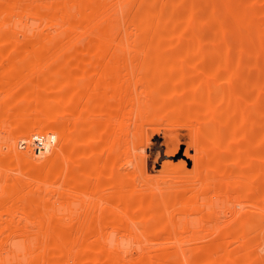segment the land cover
Returning a JSON list of instances; mask_svg holds the SVG:
<instances>
[{
	"label": "rangeland",
	"instance_id": "1",
	"mask_svg": "<svg viewBox=\"0 0 264 264\" xmlns=\"http://www.w3.org/2000/svg\"><path fill=\"white\" fill-rule=\"evenodd\" d=\"M250 2L255 22L240 23L236 9ZM263 7L264 0H0V264H92L78 256L91 245L100 250L88 251L95 264H264V156L252 158L249 141H264V41L256 33ZM142 34L163 38L151 39L155 48ZM99 36L111 37L101 57L92 53ZM51 97L63 112L44 115L40 100ZM213 111L221 120L201 124ZM63 122L59 135L43 128ZM197 130L221 155V174L197 160ZM254 161L263 164L259 176ZM132 196L135 208L126 202ZM150 204L147 216L155 217L138 218L135 210Z\"/></svg>",
	"mask_w": 264,
	"mask_h": 264
},
{
	"label": "bare ground",
	"instance_id": "2",
	"mask_svg": "<svg viewBox=\"0 0 264 264\" xmlns=\"http://www.w3.org/2000/svg\"><path fill=\"white\" fill-rule=\"evenodd\" d=\"M241 2H242V1H241ZM255 2H256V0H255ZM243 3H248V2H244V1H243ZM234 4H235V3H234ZM237 4H239V3H237ZM253 4H254V6H255V3H254V2H253V3L250 2V5H249V6L243 4L244 6L242 5V6L239 7V8L237 7V9H236L237 20H238L240 23H243V24H251V23L255 20V17H254V14H253L254 11L252 10V9H254ZM252 7H253V8H252ZM262 9L264 10V7H263ZM233 10H234V8H233ZM251 10H252L253 12H252ZM254 10H255V9H254ZM256 10H257V9H256ZM257 11H258V10H257ZM263 12H264V11H263ZM255 14H256V13H255ZM139 17H140V16H139ZM143 17H144V16H143ZM136 20L139 21V22H138L139 26L144 25L145 23H146V25H147V22H146L145 19H144V20H140V19L137 18ZM148 20H149V19H148ZM137 21H135V22L137 23ZM149 21H150V20H149ZM149 21H148V22H149ZM254 22H255V21H254ZM138 24H136V25H138ZM148 24H149V23H148ZM141 27H143V26H141ZM103 29H104V28H103ZM137 29H138V27H137ZM156 29H157V28H156ZM143 30H144V29H143ZM138 31H139V30H138ZM58 32H59V31H58ZM256 33L258 34V36H260L261 41H262V40L264 41V39H262V34L264 35V20H263V22L261 23L260 27H257V28H256ZM259 33H262V34H259ZM60 34H61V33H60ZM108 34H109V33H108ZM108 34H107V35H108ZM144 34H145V33H144ZM155 34H156V33H155ZM157 34H158V32H157ZM58 35H59V34H58ZM139 35H141V34H139ZM142 35H143V34H142ZM99 37H100V36H99ZM99 37H97L96 39H98ZM137 37H138V36H137ZM100 38H101V39H100ZM100 38H99L98 40H99V41L101 40L102 43H96V44H94V45L92 46V53L95 54V56L98 54L99 57H101V56H102V53L105 51V50H103V49H106V48H105V44H103V42L106 41L107 39L109 40V38H111V37H108V36H102V37H100ZM141 38L148 39V41H150L152 38H156V39H158V41L160 42L161 40H159V39H162L163 36H161V35H160V36H159V35H156V36H149V35H148V36H144V35H143V36H141ZM263 38H264V37H263ZM53 39H54V38H53ZM53 39H52V40H53ZM139 40H142V39H139ZM153 40H154V39H153ZM153 40H151L152 42L150 41V44H149V45H154V42H155L156 40H154V41H153ZM49 41H50V40H49ZM94 41H95V40H94ZM146 41H147V40H146ZM173 41H174V40H173ZM47 42H48V41H47ZM50 42H51V41H50ZM143 42H144V40H143ZM36 43H37V42H36ZM40 43L42 44V42H40ZM45 43H46V42H45ZM105 43H106V42H105ZM152 43H153V44H152ZM161 43H162V42H161ZM41 44H38V43H37V45H35L34 48H33V51H34L36 54L38 53V56H39V55H43V54H40V53L44 52V51H42L43 48H44V46H43V44H42V45H41ZM143 44H144V43H143ZM145 44H146V42H145ZM158 44H159V43H158ZM262 44L264 45V43H262ZM14 45H15V44H14ZM89 45H90V44H89ZM149 45H147V46H149ZM21 46H23V45H21ZM83 46H84V44H83ZM86 46H87V45H86ZM154 46H155V48H156V45H154ZM161 46H162V45H161ZM23 47H24V46H23ZM79 47H80V46H79ZM12 48H13V47H12ZM18 48H20L19 45H18ZM74 48H75V47H74ZM147 48H148V47H147ZM20 49H21V48H20ZM75 49L78 50L77 48H75ZM82 49H83V48H82ZM120 49L122 50V49H124V47L119 48L118 50H120ZM149 49H150V48H149ZM190 49H191V48H190ZM46 50H47V49H46ZM146 50H147V49H146ZM146 50H145V52H146ZM162 50H163V49H162ZM25 51H26V50H25ZM40 51H41V52H40ZM72 51H73V50H72ZM81 51H82V50H81ZM126 51H127V50H126ZM0 52H1V51H0ZM21 52H23V50H22ZM78 52H79V51H78ZM78 52H77V54H78ZM118 52H119V53H122V54H125V55H124L125 57H126V54L129 53V52L124 53V52H125V49H124V52H123V51H121V52L118 51ZM145 52H144V50H143V53H145ZM148 52H149V51H148ZM148 52H147V53H148ZM150 52H151V51H150ZM150 52H149V53H150ZM157 52H159V51L156 50V55L158 54ZM56 53H57V52H56ZM113 53H114V52H113ZM173 53H175V52H173ZM1 54H2V53H0V55H1ZM61 54H62V53H61ZM85 54H86V52H85ZM88 54H90V53H88ZM116 54H117V53H116ZM141 54H142V53H141ZM159 54H160V53H159ZM166 54H167V52H166ZM169 54H171V53H169ZM176 54H177V53H176ZM178 54H179V53H178ZM190 54H191V53H190ZM15 55H16V54H15ZM47 55H48V54H47ZM52 55H53V54H52ZM52 55H51V56H52ZM54 55H55V54H54ZM117 55H118V54H117ZM145 55H146V54H145ZM163 55H164V53H163ZM183 55H184V54H183ZM18 56L21 57V58H22L23 56H24L25 58L27 57V56H25V55H23V54H22V55H19V54H18ZM18 56H16V57H18ZM71 56H72V55H71ZM93 56H94V55H93ZM118 56H120V55H118ZM147 56H149V55H147ZM157 56H158V55H157ZM10 57H11V56H10ZM24 57H23V58H24ZM64 57H67V56H64ZM64 57H63V58H64ZM68 57H70L69 54H68ZM75 57L78 58L77 56H75ZM75 57H74V58H75ZM145 57H146V56H145ZM152 57H153V56H152ZM159 57H160V56H159ZM163 57H164V56H163ZM184 57H185V56H184ZM253 57H254V56H253ZM21 58H13L12 60H13V61L15 60V61H14V62H16L15 65H17V63H20V64H19V66H20V65H22V63H23V62H22L23 59H21ZM74 58H73V59H74ZM76 58H75V59H76ZM88 58H89V57H88ZM88 58H87V60L89 61L90 59H88ZM97 58H98V57H97ZM160 58H161V57H160ZM83 59H84V60H83ZM85 59H86L85 57L82 58V60H83L82 62H83V63H81V64H84V63H85V62H84ZM162 59H163V58H162ZM10 60H11V59H10ZM18 60H19L20 62H19ZM76 60H78V62L80 63L79 60H81V59H80V57H79V58L76 59ZM13 61H12V62H13ZM74 61H75V60H74ZM90 61H91V60H90ZM150 61H151V60H150ZM152 61H153V58H152ZM154 61H155V60H154ZM12 62H11V64L14 63V62H13V63H12ZM33 62H34V61H32V63H33ZM92 62H93V61H92ZM148 62H149V60H148ZM156 62H157V61H156ZM24 63H25V62H24ZM69 63H70V62H69ZM71 63H72V64H71ZM71 63H70V65H72V66H73V64H74V65H75V64L78 65V64H77V61H75V62H72V61H71ZM87 63H88V62H87ZM149 63H150V62H149ZM92 64H94V63H92ZM160 64H162V63H160ZM163 64H164V62H163ZM150 65H151V64H150ZM152 65H153V64H152ZM10 66H11V65H10ZM66 66H67V65H66ZM66 66H64V67H66ZM68 66H69V65H68ZM68 66H67V67H68ZM147 66H149V65H147ZM155 66H156V65H155ZM12 67H13V66H11V68H12ZM14 67H15V66H14ZM17 67H18V66H17ZM17 67H16V69H18ZM80 67H81L82 69H84L83 67H86V65H83V66L81 65ZM105 67H106V69H104V70H106V71H105L104 73H107V72H108L107 70H111V67H112V66L110 67V65H108V66L106 65V66H104V68H105ZM173 67H174V66H173ZM19 68H21V67H19ZM54 68H57V67H54ZM68 68L71 69L70 66H69ZM153 68H154V67H153ZM66 69H67V68H66ZM73 69H74V68H73ZM82 69H80L81 71H80V73H78V74L83 73V72H82ZM86 69H87V67H86ZM18 70H19V69H18ZM57 70H59V69H57ZM74 70H75V69H74ZM87 70H88V69H87ZM90 70H91V69H90ZM156 70H158V69H156ZM84 71H85V69H84ZM19 72H20V71H19ZM62 72H63V71H62ZM71 72H72V71H71ZM87 72H90V71L88 70ZM167 72H168V71H167ZM73 73L75 74L76 72H73ZM73 73H71V75H72ZM233 73H234V72H233ZM236 73H237V72H236ZM263 73H264V72H263ZM1 74H2V73H1ZM83 75H84V73H83ZM261 76H262V75H261ZM71 78H73V77H71ZM71 78L68 79V81H67L68 84H69V83H70V84L73 83ZM66 79H67V78H66ZM66 79H65V80H66ZM259 79H260V78H259ZM39 80H40V79H39ZM65 80H64V81H65ZM100 81H102V82H101L99 85H101V86H105V87H106V86H109V85H110V86H115V87H120V86L122 85L121 82H119V81H116V82L110 81V82H108L109 80H108V81H107V80H99V81H97V83L100 82ZM259 81H260V80H259ZM40 82H41V85L43 86L44 83H43L42 81H40ZM65 82H66V81H65ZM256 82H257V81H256ZM36 83H37V82H36ZM257 83H259V82H257ZM70 84H69V85H70ZM73 85H74V84H73ZM73 85H72V86H73ZM75 85H76V84H75ZM199 85H200V84H199ZM201 85H202V84H201ZM32 86H33V85H32ZM32 86H30V87H32ZM42 86H41V87H42ZM70 86H71V85H70ZM179 86H180V85H179ZM187 86H188V85H187ZM196 86H197V83H196ZM213 86H214V85H213ZM33 87H34V86H33ZM36 87H37V86H36ZM39 87H40V86H39ZM173 87H174V86H173ZM28 88H29V87H28ZM28 88H27V89L25 88V90H28ZM179 88H180V87H179ZM33 89H35V88H31V90H33ZM37 89H39V88H37ZM43 89H44V88H43ZM174 89H175V87H174ZM189 89H190V88H189ZM203 89H204V88H203ZM207 89H208V88H207ZM214 89H215V88H214ZM21 90H22V89H21ZM23 90H24V89H23ZM29 90H30V88H29ZM208 90H209V89H208ZM33 91H34V90H33ZM33 91H32V93H36V94H37V92H33ZM169 91L171 92V90H169ZM169 91H168V92H169ZM195 91H196V90H194V93H195ZM23 92H24V91H23ZM23 92H21V93H23ZM26 92H27V91H25L24 93L27 94ZM168 92H167V94H170V93H168ZM176 92H177V91H176ZM207 93H208V92H207ZM214 93H215V92H214ZM19 94H20V93H19ZM41 94H42V93H41ZM187 94H188V93H187ZM196 94H197V93H196ZM204 94H205V92H204ZM54 95H56L55 92H54ZM54 95H53V96H54ZM58 95H59V94L57 93L56 97H57ZM172 95H173V94H172ZM191 95H192V93H191ZM193 95H194V94H193ZM197 95H198V94H197ZM221 95H222V94H221ZM39 96H40V95H39ZM39 96H38V98L41 99V97H39ZM50 96H52V95H50ZM60 96H61V97H60ZM198 96H199V95H198ZM200 96H202L201 98H203V94L200 95ZM213 96H214V95H213ZM56 97H55V98H54V97H51V98L49 99L48 102L46 101L47 98H46V99L44 98V100H40V102H44V104L41 105L42 107L40 106V108H39L38 111H40V112L43 113V114H44V113H45V114H48L49 112H54V114H58L59 112H63V109H61L62 107H60V109H57V110H56V104H55V102H56V101H55ZM76 97H77V96H73V94H70V95H68L66 101H67L68 103L72 104V103L75 101ZM192 97H195V96H192ZM215 97H216V96H215ZM222 97H223V96H222ZM57 98H58V101H59V98L63 99L62 95H59ZM186 98H187V96H186ZM223 98H224V97H223ZM188 99H189V97H188ZM192 99H193V98H192ZM204 99H205V96H204L203 100H204ZM206 99H207V98H206ZM50 100H51V101H50ZM63 100H64V99H63ZM102 100H103V99H101L99 102H101V103L104 104L105 101L102 102ZM189 100H190V99H189ZM193 100H195V99H193ZM201 100H202V99H201ZM220 100H221V99H220ZM255 100H256V99H255ZM19 101H20V100H19ZM25 101H26V100H25ZM30 101H31V100H30ZM45 101H46V102H45ZM61 101H62V100H61ZM170 101H171V100H170ZM177 101H179V100H177ZM190 101H191V100H190ZM207 101H208V99H207ZM256 101H258V100H256ZM4 102H5V101H4ZM20 102H21V101H20ZM20 102H19V103H20ZM180 102H181V100H180ZM180 102H179V103H180ZM197 102H198V101H197ZM203 102H204V101H203ZM205 102H206V101H205ZM259 102H260V100H259ZM6 103H8V102H6ZM61 103H62V102H61ZM101 103H99V105H100ZM168 103H169V102H168ZM168 103H167V105H169ZM171 103H172V102H171ZM176 103H178V102H176ZM262 103H263V101H262ZM4 104H5V103H4ZM8 104H9V103H8ZM8 104H7V106H8ZM30 104H31V107H33L32 102H31ZM57 104H58V102H57ZM188 104H189V103H188ZM202 104H203V103H202ZM208 104H209V103H208ZM215 104H216V103H215ZM215 104H214V105H215ZM234 104H235V103H234ZM165 105H166V104H165ZM171 105H173V104H171ZM209 105H210V104H209ZM219 105H220V104H219ZM14 106H15V105H14ZM22 106H23V105H22ZM22 106H21V107H22ZM162 106H163V105H162ZM176 106H177V104H176ZM185 106H186V105H185ZM188 106H189V105H188ZM190 106H191V105H190ZM193 106H194V105H193ZM203 106H205V105H203ZM206 106H207V105H206ZM210 106H211V105H210ZM231 106H233V105H231ZM24 107H25V106H24ZM69 107H70V106H69ZM69 107H68V108H69ZM102 107H104V106H102ZM168 107H169V106H168ZM170 107H171V106H170ZM174 107H175V105H174ZM186 107H187V106H186ZM207 107H208V106H207ZM2 108H3V107H2ZM16 108H17V107H16ZM16 108H15V109H16ZM22 108H23V107H22ZM28 108H29V110H30V109L33 110V108H30L29 106H27L26 111H27L28 113H31L30 111H28ZM34 108L36 109L37 107L35 106ZM165 108H167V107H165ZM179 108H180V107H179ZM188 108H189V107H188ZM195 108H196V106H195ZM195 108H194V109H195ZM197 108L200 109V107H197ZM203 108H204V107H203ZM208 108H209V107H208ZM211 108L213 109L212 106H211ZM214 108H216V107H214ZM261 108H263V107H261ZM20 109H21V108H20ZM190 109H192V108L190 107ZM201 109H202V108H201ZM217 109H218V108H217ZM243 109H244V108H243ZM259 109H260V108H259ZM259 109H258V110H259ZM23 110H24V108H23ZM59 110H61V111H59ZM100 110H101V109H100ZM102 110H104V109H102ZM177 110H178V109H177ZM180 110H181V109H180ZM188 110H189V109H188ZM203 110H205L204 112H206V110H207L206 107H205V109H203ZM203 110H202V112H203ZM213 110H214V109H213ZM215 110H216V109H215ZM224 110H225V112H226V109H224ZM228 110H229V109H228ZM231 110H232V112H230V114H229V112H228L229 115H232L233 113H235V112H234V111H235V108H232ZM57 111H58V112H57ZM104 111H106V110H104ZM172 111H173V110H172ZM182 111H183V110H181V111H179V112L182 113ZM207 111H211V110L208 109ZM11 112H12V111H11ZM27 112L24 113V114H22V120H24L25 118L27 119V117H28V113H27ZM32 112H33V114H32V113L29 114V115L31 116V118H33L32 116L34 115V118L31 119V120H35L34 122H37L36 119L39 120V119H38V116H39L40 114H39V112H34V111H32ZM100 112H101V111H100ZM173 112H174V111H173ZM177 112H178V111H177ZM185 112H186V111H185ZM185 112H184V113H185ZM202 112H200V113H202ZM219 112H220V111H213V112H210V113H209V116L206 115V117H207V116H208V117H207L205 120H202V123H201V124H203V125H206V124H208V125H209V124H213L212 122H214V121L220 119V113H219ZM243 112H244V111H243ZM13 113H14V112H13ZM98 113H99V111H98ZM174 113H176V112H174ZM181 113H179V114H181ZM184 113H183V114H184ZM189 113H190V111H189ZM191 113H192V112H191ZM236 113H237V112H236ZM17 114H18V113H17ZM45 114H44V115H45ZM52 114H53V113H52ZM104 114L108 115V113H106V112H105ZM177 114H178V113H176V115H177ZM183 114H182V115H183ZM185 114H187V113H185ZM194 114H195V113H194ZM203 114H206V113H203ZM100 115H101V114H100ZM190 115H192V114H190ZM196 115H197V114H196ZM103 116H104V115H103ZM186 116H187V115H186ZM202 116H203V115H202ZM202 116H201V117H202ZM241 116H242V115H241ZM244 116H245V115H244ZM39 117H40V116H39ZM177 117H181V116L177 115ZM228 117H229V116H228ZM13 118H14V117H13ZM15 118H16V117H15ZM103 118H104V117H103ZM237 118H238V117H237ZM240 118H242V117H240ZM42 119H43V118H42ZM80 119H81V118H80ZM105 119H106V118H105ZM186 119H187V118H186ZM227 119H228V118H227ZM231 119H232V118H231ZM243 119H244V118H243ZM29 120H30V117H29ZM31 120H30V122H31ZM220 120H221V119H220ZM106 121H108V120H106ZM224 121H225V120H224ZM230 121H231V120H230ZM237 121H238V120H237ZM239 121H240V120H239ZM244 121H245V120H244ZM34 122H32V123H34ZM39 122H41V121H39ZM235 122H236L235 120H234V122H233V120L231 121V123H233V124H235ZM64 123H65V122H63V123H58V124L63 125ZM102 123H103V122H102ZM220 123H221V121H220ZM54 124H57V123H54ZM54 124H51V125H50V124H47V125H45L43 128H45L46 130H47V129H48V130H52V131L54 132V134H58V135H59V133H62L63 130L65 129V128H64V125L61 126V127H58L59 125L56 126V125H54ZM68 124H69V123H68ZM103 124H104V123H103ZM214 124H215V123H214ZM238 124H239V123H236V124H235L236 127L239 126ZM11 125H13V124H11ZM35 125H37V124H35ZM70 125H72V123H70ZM217 125H218V124H217ZM220 125H224V124H220ZM255 125H256V123H255ZM257 125H258V124H257ZM67 126H69V125H67ZM201 126H202V125H201ZM227 126H228V125H227ZM97 127H98V126H97ZM228 127L231 128L230 125H229ZM232 127H234V126H232ZM101 128L103 129L104 126H102ZM205 128H206V127H205ZM216 128H217V127H216ZM256 128H258V127H256ZM45 129H44V130H45ZM69 129H70V128H69ZM228 129H229V128H228ZM231 129H232V128H231ZM234 129H235V128H233V130H234ZM21 130H22V129H21ZM48 130H47V131H48ZM98 130H101V129H98ZM106 130H107V129H105V130H101L100 132H102V131L105 132ZM203 130H204V129H203ZM52 131H51V132H52ZM210 131L213 132V130H210ZM229 131H230V130H229ZM240 131H241V130H240ZM21 132H22V131H21ZM223 132H224V131H223ZM47 133H48V132H47ZM200 133H201V132H200L199 130H197V132L195 133V136L192 137V141H193V139H194V141H195V143H194V141H193L194 146H197V145L199 144V146H197V147L194 148V149H195V155H196V157H197V160H199V161L201 162V164L204 162V163H205V164H203L204 166L207 165L206 162H205V160H206V161H207V160H210V161H209L210 163L208 164L207 167L209 168V166H210V168H209L210 170H216V171L218 170V171H219V170H220V165H221V164H220L221 162H219V161H221V159L218 160V158H220V157H217L216 155H219V156H221V155H220V154H216V153H215L216 155H215V154H212V150H211L209 144H207L209 141H207V143H204L205 141H204V142H200V139L198 138V136H199ZM229 133L232 134L233 132L231 131V132H229ZM229 133H228V134H229ZM237 133H238V132H237ZM239 133H240V132H239ZM197 134H198V135H197ZM205 134H207V133H205ZM210 134H211V132H210ZM213 134H214V133H213ZM218 134H219V133H218ZM234 134H235V133H234ZM232 135H233V134H232ZM236 135H237V134H236ZM60 136H61V135H60ZM60 136H59L58 138H60ZM207 136H208V135H207ZM207 136H206V137H207ZM209 136H210V135H209ZM218 136H219V135H218ZM229 136H230V135H229ZM212 137H213V136H212ZM233 137H234V136H233ZM233 137H232V138H233ZM235 137L237 138L238 136H235ZM196 138H197V139H196ZM215 138H216V137H215ZM219 138H220V137H219ZM223 138H224V137H223ZM198 139H199V140H198ZM207 139H208V138H207ZM253 139H254V138H253ZM232 140H233V139H232ZM259 140H262V139L259 138ZM259 140L257 141V140H251V139H249V141L253 142V144L255 145V146H254V145L251 143V145L254 146L253 149H255V150H253V149H252L253 151L251 150V152H253V155H252V153H251L250 156H251V157L254 156V157H252V158H254V159H255V157H257L258 159H261V156H264V155H260V156H259V154L262 153V152H259V149H263V146H262V143H261V142H264V141H259ZM210 141H211V143H212L213 138L210 137ZM222 141H224V140H222ZM249 141H248V142H249ZM224 142H225V141H224ZM234 142H235V141H234ZM209 143H210V142H209ZM217 143H218V142H217ZM226 143L228 144V142H225V144H226ZM244 143H245V142H244ZM244 143H243V144H244ZM214 144H215V141H214ZM223 144H224V143H223ZM240 144H241V143H239V146H240V147H237V148H241V149H242V147H241ZM14 145H15V144H14ZM229 145H230V143H229ZM236 145H238V143L235 144V147H236ZM245 145H246V144H245ZM245 145H244V146H245ZM217 146H218V145H215V147H217ZM225 146H226V145H225ZM230 146H231V145H230ZM244 146H243V147H244ZM226 147H227V146H226ZM260 147H262V148H260ZM12 148H14V147H11V149H12ZM221 148H222V147H221ZM223 148H225V147H223ZM223 148H222V149H223ZM228 148H230V147H228ZM228 148H227V150H230V149H228ZM231 148H232V147H231ZM237 148H236V150H237ZM244 148H245V147H244ZM62 149H63V148H61V150H62ZM219 149H220V148H219ZM225 149H226V148H225ZM13 150H16V148L13 149ZM220 150H221V149H220ZM220 150H218V151H220ZM236 150H235V151H236ZM238 150H239V149H238ZM209 151L211 152L212 155H209V154H208V153H210ZM221 151H222V150H221ZM245 151H246V149H244V152H245ZM213 152H215V151H213ZM230 152H231V150H230ZM238 152H240V151H238ZM56 153H58V150L56 151ZM59 154H60L59 157H61V156L63 155L62 153H59ZM221 154H222V153H221ZM228 154H229V153H228ZM231 154H232V152H231ZM237 154H238V153H237ZM237 154H235V156H236ZM262 154H263V153H262ZM222 155H223V154H222ZM224 155H225V154H224ZM14 156H15V155H14ZM230 156H231V155H230ZM246 156H247V154H246ZM246 156H245V157H246ZM250 156H248V157L245 159V160H246V163H248V160H247V159H248ZM226 157H229V156L226 155ZM238 157H241V156H238ZM61 158H62V157H61ZM51 159H52V160H50L51 162H50V163L48 162L49 165H50L51 167L54 166V167L57 168V165H58L59 163L57 164V162L55 161V160H56L55 158H51ZM54 159H55V160H54ZM232 159H233V160H232ZM236 159H239V158H236ZM236 159H235L234 157H232V158H230V161H232V162L234 161V162H235ZM258 159H257V161H258ZM61 160H63V159H61ZM222 160H223V159H222ZM223 161H225V160H223ZM227 161H228V160H227ZM242 161H243V160H242ZM257 161H254V162H256L255 165H253L254 162H252V166H253V168H252V173H253L254 176H259L258 173H261V174H262V172H260V169H261L263 166H262L261 168H259V166H260V165H263V164H260V163L257 164ZM261 161L264 162V158H263V157H262ZM244 162H245V161H244ZM48 163H47V164H48ZM240 163L243 164L242 162L239 161V164H240ZM246 163H245V165H246ZM62 164H63V163H62ZM218 164H219V165H218ZM59 165H61V164H59ZM61 166H62V168H61L60 166H59V169L57 168L59 171L63 170V166H65V165L63 164V165H61ZM218 167H219V168H218ZM231 167H232V166H231ZM250 167H251V165H250ZM215 168H218V169H215ZM236 168H237V167H236ZM47 169H50V168H47ZM52 170H53V169H52ZM218 171H217V172H218ZM262 171H264V170H262ZM54 172H55V170H54ZM56 172H57V171H56ZM61 172H62V171H61ZM61 172H58V174H56V176L58 177V175H61V174L64 175V173H63V172L61 173ZM220 172H221V171H220ZM220 172H218V173H220ZM229 172H230V171H229ZM234 172H235V170H234ZM234 172H233V174H234ZM238 172H239V171H238ZM52 173H53V172H52ZM59 173H60V174H59ZM105 173H106V172H105ZM236 173H237V172H236ZM103 174H104V173H103ZM220 174H221V173H220ZM54 175H55V174H54ZM54 175H53V176H54ZM104 175H105V174H104ZM225 175H228V173L225 174ZM262 176H263V175H262ZM227 177H229V175H228ZM239 177H240V176H239ZM260 177H261V176H260ZM221 178H222V177H221ZM258 178H259V177H258ZM228 179H230V178H228ZM260 179H261V178H260ZM105 180H106V179H105ZM145 180H147V179H145ZM158 180H159V179H158ZM160 180L162 181V179H160ZM232 180H233V179H232ZM257 180H258V179H257ZM149 181H150V179H149ZM156 181H157V180H156ZM165 181H166V180H165ZM227 181H228V180H227ZM229 181H230V180H229ZM157 182H158V181H157ZM210 183H211V182H210ZM231 183H232V182H231ZM233 183L238 184L239 181H237V182L234 181ZM258 183H259V182H258ZM109 184H110V183H109ZM111 184H112V183H111ZM160 184H161V182H160ZM228 184H229V183H228ZM261 184H262V183H261ZM149 185H150V183H149ZM255 185H258V184H255ZM263 185H264V184H263ZM263 185H262V186H263ZM217 193H218V192H217ZM220 193H221V192H220ZM263 193H264V192H262V194H263ZM241 194H242V193H241ZM243 194H244V193H243ZM243 194H242V195H243ZM155 195H156V194H155ZM221 195H222V194H221ZM256 195L258 196V194H256ZM260 195H261V194H260ZM222 196H225V195H222ZM133 197H134V196L131 197L132 199L130 198V201H126V202H127V204H130V206H133V207H134V205H132V204H133L134 199H136V198H135V197L133 198ZM261 197H262V196H261ZM121 198H122V197H121ZM127 198H129V197H127ZM222 198H223V197H222ZM263 198H264V197H263ZM254 199L256 200L255 197H254ZM136 200H137V199H136ZM187 201L189 202V201H192V200H189V199H188ZM187 201H186V202H187ZM137 202H138V201H137ZM137 202H134V204H136ZM261 202H262V201H261ZM150 203H151V202H150ZM251 203H252V202H251ZM137 204L140 205L139 203H137ZM146 204H147V203H146ZM146 204H145V205H146ZM178 204H179V205H183V207H184V205H186L187 203L185 204L184 202H180V203H178ZM188 204H189V203H188ZM190 204H192V203H190ZM193 204H194V203H193ZM253 204H254V203H252V205H253ZM141 205H142V204H141ZM141 205H140V206H141ZM179 205H175L174 208L176 209V207L179 206ZM261 205H262V204H261ZM148 206H149V205H148ZM148 206H146V208L143 207L142 210H141V209H140V210H135V211H136L135 213L138 212V213H137V214H138V215H137L138 218H142V219H143V217H145V218H144L145 220H143V221H147V220H148L147 218H149V219L152 220V218L155 217V216H152V217H151V215H150V217H151V218H150L149 215L147 216L148 213L146 212V209H147V208H151V210H152V208H153V207L151 206V204H150L151 207H150V206L148 207ZM133 207H132V208H133ZM180 207H181V206H180ZM190 207H191V206H190ZM190 207H189V208H190ZM195 207H196V205H195ZM130 208H131V207H130ZM134 208H135V207H134ZM181 208H182V207H181ZM136 209H139V208L136 207ZM183 209H184V208H183ZM191 209H193V208H191ZM262 209H263V208H262ZM148 210H149V209H148ZM188 210H189V209H188ZM194 210H195V209H194ZM198 210H199V209H198ZM258 210H260V209H258ZM149 211H150V210H149ZM152 211L154 212V210H152ZM175 211H176V210H175ZM178 211L182 212L181 209L177 210V212H178ZM184 211H185V210H184ZM196 211H197V210H196ZM200 211H202V210H200ZM180 212H179V213H180ZM179 213H178V214H179ZM185 213H186V212H185ZM185 213H184V215H186ZM193 213H194V212H193ZM199 213H200V212H199ZM263 213H264V212H263ZM208 214H209V213H208ZM208 214L205 215L206 218H207ZM182 215H183V214H182ZM175 216H177V215H174V217H175ZM257 216H259V215H257ZM137 217H136V214H135V219H134V220H137V221H138L139 219H136ZM146 217H147V218H146ZM172 217H173V216H172ZM179 217H182V216H179ZM186 217H187V216H186ZM188 217H189V216H188ZM193 217H194V216H193ZM199 217H200V215H199ZM176 218H178V217H176ZM194 218H195V217H194ZM201 218H202V217H201ZM256 218H257V217H256ZM256 218H255V219H256ZM258 218H259V217H258ZM204 219H205V218H204ZM151 220H150V221H151ZM182 220H183V219H182ZM192 220H193V219H192ZM202 220H203V219H202ZM137 221H136V222H137ZM180 221H181V220H180ZM257 221H258V220H257ZM141 222H142V220H141ZM255 222H256V221H255ZM257 223H259V222H257ZM189 224H191V222H190ZM192 224H193V223H192ZM209 225H210V224H209ZM218 228H219V227H218ZM215 230H216V229H215ZM217 230H218V229H217ZM63 233H64V231H60V234H63ZM213 233H214V232H213ZM211 248H212V247H211ZM92 249H97L98 251H100V250L98 249L97 246L94 248V245H91L90 247H87V248H86V247H85V248H82V249L79 251V254H78L79 258H80L82 261H86V262H90V263H92V264H95L99 258L96 257V256H92V257L89 256V254H88L89 252H88V251H91ZM211 251H212V250H211ZM106 255H107V254H106ZM106 255H105V257H106ZM192 257H194V255H192ZM213 257H214V256H213ZM199 258H200V257H199ZM215 258H216V257H215ZM100 259H101V258H100ZM186 259H189V258H186ZM186 259H185V260H186ZM197 259H198V257H197ZM189 260H190V259H189ZM193 260H194V259H193ZM199 260H200V259H198L197 261H199ZM94 261H95V262H94ZM199 262H201V261H199ZM203 262H204V261H203ZM217 262H218V261H217ZM87 264H88V263H87ZM210 264H211V263H210Z\"/></svg>",
	"mask_w": 264,
	"mask_h": 264
}]
</instances>
